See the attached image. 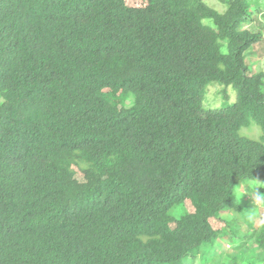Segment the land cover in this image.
Returning <instances> with one entry per match:
<instances>
[{
	"label": "trees",
	"instance_id": "obj_1",
	"mask_svg": "<svg viewBox=\"0 0 264 264\" xmlns=\"http://www.w3.org/2000/svg\"><path fill=\"white\" fill-rule=\"evenodd\" d=\"M135 1L0 0V264H243L244 244L215 250L239 218L264 248V71L247 62L264 0ZM210 82L236 100L204 109Z\"/></svg>",
	"mask_w": 264,
	"mask_h": 264
},
{
	"label": "rangeland",
	"instance_id": "obj_2",
	"mask_svg": "<svg viewBox=\"0 0 264 264\" xmlns=\"http://www.w3.org/2000/svg\"><path fill=\"white\" fill-rule=\"evenodd\" d=\"M132 3H136L135 0H129ZM210 6L216 8L220 12H225L229 6L228 0H204ZM256 2V1H254ZM261 7H264L261 6ZM256 7H253L255 9ZM259 8V7H258ZM256 10V9H255ZM263 9H261L262 11ZM263 16V15H262ZM206 23L214 25L213 20L206 19ZM264 27V17L260 21L253 24L252 28L254 29H263ZM226 50L225 46L223 48ZM247 62L251 65L252 70L264 71V40L255 44L249 51L247 55ZM134 94L130 91H121L111 93L108 98L109 101L117 103L122 110L127 113L130 111V107L134 102ZM236 90L232 84H225L220 82H210L206 85L205 91L201 95V103L204 109L208 108H220L227 106L228 104L233 103L236 100ZM256 135L258 131H255ZM255 204L258 206L256 200ZM253 222V225H251ZM257 221L255 218H239L234 221L233 226L234 230L237 232V236L233 234L232 227H229L225 230L224 236L218 240L215 245V250L220 257H224L229 251L230 246H236L239 243L244 244L242 247L243 254L245 259L243 264H264V248L260 247L258 242L259 237L261 236V227L257 226ZM190 259L194 257H190ZM189 259V260H190ZM216 257L214 260L208 258L205 261H202V257L199 256L196 258V264H216ZM164 264H175L174 262H166ZM220 264H223L220 261Z\"/></svg>",
	"mask_w": 264,
	"mask_h": 264
}]
</instances>
